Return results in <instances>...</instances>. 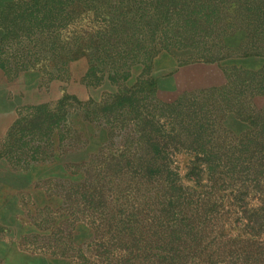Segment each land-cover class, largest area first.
I'll use <instances>...</instances> for the list:
<instances>
[{
  "label": "rangeland",
  "instance_id": "1",
  "mask_svg": "<svg viewBox=\"0 0 264 264\" xmlns=\"http://www.w3.org/2000/svg\"><path fill=\"white\" fill-rule=\"evenodd\" d=\"M154 1L71 0L74 4L57 28L49 21L51 14L47 20L36 19L43 16L34 12L41 0H0V264H77L60 256L76 250L86 264H120L130 234L140 224L148 234L149 219L167 211L166 180L174 179V166L185 194L194 193L192 199L180 200L189 204L184 216L197 208V192L213 186L219 176L200 171L197 160L189 169L195 157L186 152L171 157V170L156 166L142 174L127 167L148 160L141 158L132 123L109 128L96 118L93 103L84 104L99 102L117 89L106 76L93 84L101 76L98 71L89 79L92 83L85 78L93 68L106 73L113 64L128 67V88L147 69L143 79L153 81L157 99L178 101L184 108L197 107L202 96H211L208 92L213 98L242 92L237 83L219 92L233 67L263 70L264 56L238 54L246 22L233 19L229 6L221 4L218 14L206 8V17L197 21V0H165L161 13ZM137 26L155 46L147 67L133 61L137 53L130 50V32ZM110 27L117 33L107 34L104 29ZM107 41L117 50L104 53L100 45ZM65 95L76 96L80 105L65 108V120L57 128L35 115L34 108L42 104L55 113ZM250 106L263 108L264 94L253 97ZM217 115L213 133L227 143L249 128L232 112ZM41 120L42 129L36 128ZM100 187L106 200L90 202ZM256 204L252 200L250 206ZM228 232L235 235L238 229L227 225Z\"/></svg>",
  "mask_w": 264,
  "mask_h": 264
},
{
  "label": "trees",
  "instance_id": "2",
  "mask_svg": "<svg viewBox=\"0 0 264 264\" xmlns=\"http://www.w3.org/2000/svg\"><path fill=\"white\" fill-rule=\"evenodd\" d=\"M41 1L43 4L40 8L36 6L38 9H34V12H43V16L38 15L36 19L47 20L51 14L49 21L56 23L57 28L65 21L64 15L69 11L67 7L70 4L96 2ZM164 2L165 0L154 1V8L160 13L163 11ZM197 2L200 3L197 21L201 19L200 15L206 17V8L218 14L221 4L229 6L228 9L234 13L233 19L246 22L245 35L238 54L264 56V0ZM138 4L141 7L148 5L146 2ZM150 6L151 4L149 8ZM104 30L111 36L117 33L114 27ZM129 39L131 53H137L132 55L135 57L133 61L147 67L155 46L144 35V28H133ZM108 42L100 45L104 49L103 52L108 53L110 48L116 51L118 46ZM127 68L124 63L117 66L113 64L106 73H103V69L93 68V73L85 76L89 83H92L89 79L95 77L98 71L101 76L95 77L93 84L100 83L106 76L117 89L106 94L99 102L84 103L87 107L93 103L95 112L99 114L96 118H103L109 128L114 129L118 124L125 122L132 123L138 135V147L145 154H142L141 158L145 161L147 156L148 160L144 164H129L127 167L135 171L141 170L142 174L150 173L156 166L171 170V157L178 152H186L194 154L195 157V162L190 161L189 169H193L197 160L200 171L204 170L211 176L216 172L219 176L211 183L213 186H203L205 189L197 192V208L189 209V215L184 216L183 211L189 204L186 206V202L182 203L180 200L192 199L194 193L185 194L187 189L180 183L178 168L174 166V179L166 180L168 191L165 194H169V207L163 212L167 215L161 212L150 218L146 228L148 234L142 232L144 226L140 224L137 233L130 234L129 241L123 244V248L120 247L124 254L119 263L264 264V107L250 106L253 97L264 94V68L257 71L231 68V74L227 75V84L219 92H226L228 84L234 83L239 85L242 92L228 93V97L227 94L221 93L225 95L219 94L216 98H213V93L208 92L211 96L205 94L206 96L197 101V107L192 108H184L178 101L165 103L157 99L153 81L149 78L143 79V76L147 75V69H143L135 85L126 87L124 82L129 76ZM243 99L246 103L241 104ZM73 103L80 105L76 96L65 95L57 101L55 113L48 109V105L42 104L34 108L35 115L50 119L57 128L65 120V108L72 107ZM217 112H232L247 122L249 128L234 142L227 143L222 135L216 136L213 133V127L219 120ZM42 125L41 120L36 128L42 129ZM190 177L187 175L188 179ZM220 191L224 194L215 198ZM223 198L225 202H222ZM95 199L100 203L106 200L101 187L93 193L90 202ZM252 200L257 201L255 206H250ZM225 205L228 210H224ZM227 213L228 215H225ZM232 214L234 217H230ZM224 215L227 216L226 219ZM227 225L229 229L233 225L236 226L238 232L235 235L225 233ZM74 253L61 252L60 256L71 258L77 264H86L80 250ZM52 255L55 253L52 252Z\"/></svg>",
  "mask_w": 264,
  "mask_h": 264
}]
</instances>
